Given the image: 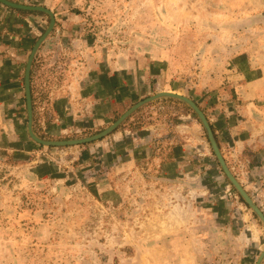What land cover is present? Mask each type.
<instances>
[{
	"label": "rangeland",
	"instance_id": "obj_1",
	"mask_svg": "<svg viewBox=\"0 0 264 264\" xmlns=\"http://www.w3.org/2000/svg\"><path fill=\"white\" fill-rule=\"evenodd\" d=\"M8 1L54 15L32 60L38 138H87L142 99L184 96L264 215V0ZM49 20L0 3V264H255L264 223L185 102L156 98L86 143L29 137L25 66Z\"/></svg>",
	"mask_w": 264,
	"mask_h": 264
},
{
	"label": "water",
	"instance_id": "obj_2",
	"mask_svg": "<svg viewBox=\"0 0 264 264\" xmlns=\"http://www.w3.org/2000/svg\"><path fill=\"white\" fill-rule=\"evenodd\" d=\"M0 3L2 5H5L7 7L13 8V9H18V10H26V11H41L49 15V24L44 31V33L41 35V37L36 41L34 46L32 47L29 57L26 61V66H25V73H24V89H25V99H26V108H27V133L29 137L36 143L44 145V146H65V145H75V144H81V143H86L90 141H94L97 139H100L101 137L105 136L109 132H111L113 129H115L123 120H125L131 113L136 111L138 108L143 106L146 103L151 102L152 100L159 98V97H170V98H176L179 99L183 102H185L199 117L205 131L207 134V137L209 139L210 145L212 147V150L223 170L225 173L226 177L230 181V183L235 187L237 192L240 194V196L244 199V201L248 204V206L255 212V214L261 219V221L264 223V215L261 213V211L257 208V206L252 202V200L249 198V196L244 192V190L241 188V186L238 184V182L234 179L230 171L225 165L224 160L222 159V156L218 150V147L216 145V142L213 138V135L211 133V130L206 122L205 117L203 116L202 112L198 109V107L188 98L175 94V93H170V92H161L157 93L153 96L147 97L145 99H142L135 103L132 107H130L123 115H121L112 125H110L108 128L105 130L101 131L100 133L83 138V139H78V140H67V141H47L38 138L32 131V103H31V95H30V68H31V63L33 60V57L39 47V45L42 43V41L47 37V35L50 33L53 25H54V15L53 13L41 6H29V5H21L17 3H13L8 0H0ZM264 257V249L261 251L259 256L256 259L255 264H260L262 258Z\"/></svg>",
	"mask_w": 264,
	"mask_h": 264
},
{
	"label": "crops",
	"instance_id": "obj_3",
	"mask_svg": "<svg viewBox=\"0 0 264 264\" xmlns=\"http://www.w3.org/2000/svg\"><path fill=\"white\" fill-rule=\"evenodd\" d=\"M148 149H149V147H147ZM138 150V149H137ZM136 149H135V146L133 145L132 146V148L130 149V151L128 152V157H130L129 159H133V162H134V153H135V151H137ZM181 230H183V229H181ZM172 232V231H171ZM179 234L181 235V236H179ZM173 236H175V239H174V245H182V244H188V243H191L192 245H195V244H198V237L197 236H192V237H190L189 239L187 238V236H186V234H183V233H180V232H176L175 233V235H173ZM164 237L166 238V237H168L167 236V233L164 235ZM192 260H195V257L194 256H192Z\"/></svg>",
	"mask_w": 264,
	"mask_h": 264
},
{
	"label": "trees",
	"instance_id": "obj_4",
	"mask_svg": "<svg viewBox=\"0 0 264 264\" xmlns=\"http://www.w3.org/2000/svg\"><path fill=\"white\" fill-rule=\"evenodd\" d=\"M18 12H25V11H18ZM33 64H34V61L32 62L31 71H30V81H31V79H32ZM30 89H31V99H32V102H33V101H34V98H33V89H32V85H30ZM159 101H164V102L175 101V102H178V103L185 104V103H183V102H181V101H179V100H175V99H173V98H161V99H156V100L152 101V102L149 103V104L157 103V102H159ZM149 104H147V105H149ZM185 106H187V105L185 104ZM187 108H189V107L187 106ZM32 109H33V105H32Z\"/></svg>",
	"mask_w": 264,
	"mask_h": 264
}]
</instances>
